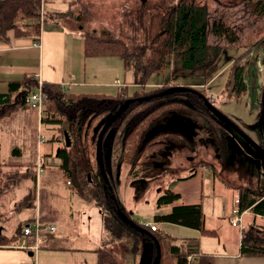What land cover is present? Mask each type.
<instances>
[{"label": "trees", "instance_id": "1", "mask_svg": "<svg viewBox=\"0 0 264 264\" xmlns=\"http://www.w3.org/2000/svg\"><path fill=\"white\" fill-rule=\"evenodd\" d=\"M42 0H0V39L7 40L10 31L15 37L31 36L40 40L41 30L46 28V21L40 20ZM160 12L148 16L145 25L146 43L135 47L120 37L104 36L84 32V53L86 57H118L127 65L133 61L134 88L121 86L115 94L106 93H73L64 89L62 84L51 81L42 82L46 94L42 122L56 126L54 141L58 144L56 153L61 159L60 172L67 178L68 185L85 201H93L100 207L103 222L112 239L131 234L135 238V251L143 252V242L156 239L162 250L160 264H213V258L199 253V239H189L186 245L175 243L177 238L160 230L147 228L143 223L133 219L138 225L148 229L142 232L132 228L118 215V207L125 210L120 200L111 197L105 178L96 159L97 142L106 119L129 98H139L157 93L170 85L147 89L154 74L163 73L170 63V74L173 77H198L205 84L213 79L219 69V59L225 50L221 44L212 43L210 35L237 42L239 36L231 27L213 19L212 10L207 4L198 0H178L167 8L160 7ZM256 10L264 16V0H257ZM63 17H75L77 21L86 19L85 12L78 13L72 9L59 11ZM264 22L257 29L263 30ZM48 28H54L49 26ZM139 29V27H138ZM264 42V36L254 44ZM246 66L237 63L233 68L234 97L242 96L248 91L245 79ZM169 84V83H164ZM121 85V84H119ZM200 92L204 90L198 89ZM39 86L34 75H26L20 80L9 82V91L0 93V119L32 108L27 103V95ZM264 88V86H263ZM133 91V92H131ZM204 94V93H203ZM206 95V94H204ZM208 97V96H207ZM209 98V97H208ZM210 99V98H209ZM211 100V99H210ZM213 101V99L211 100ZM188 111L194 116L216 123L217 137L220 142L225 135V126L218 121L206 107L202 97L192 91H183L167 96H155L143 102L135 101L118 118L110 128L115 129L111 144L110 160L106 164L113 192L117 195L120 180L117 181L118 165L138 167L134 176L149 170L156 156L177 137L175 133L158 134L144 141L146 132L169 112ZM261 114V112H260ZM109 128V129H110ZM109 129L107 133L109 132ZM106 133V134H107ZM119 149V150H118ZM122 170V168H121ZM4 188L0 187V194ZM238 207L241 212L250 209L256 215L264 216V191L249 186H238ZM181 194L163 189L157 199V206L171 205L172 211L155 215L156 222H171L199 230L203 235H216V231L206 226V216L201 203L179 204ZM43 223H49L45 220ZM16 239V238H15ZM58 240L56 233H42L39 247H49L48 242ZM16 242L0 235V244ZM30 242H34L31 238ZM107 247V245H105ZM98 250L99 264H120L112 251L107 248ZM166 251V252H165ZM241 252L246 255H264V238L255 234L252 227L243 233ZM153 254L156 249L153 247ZM191 257V258H189Z\"/></svg>", "mask_w": 264, "mask_h": 264}, {"label": "crops", "instance_id": "2", "mask_svg": "<svg viewBox=\"0 0 264 264\" xmlns=\"http://www.w3.org/2000/svg\"><path fill=\"white\" fill-rule=\"evenodd\" d=\"M75 34H78L76 40L68 41V35L73 36ZM81 38H83L82 33L74 30L68 32L57 26L48 28V30L44 27L41 30L39 41H35L33 37L28 35L15 37L14 31L11 30L7 40L0 39V93H7L9 82L20 80L26 75H34L39 82L60 83L64 89L73 93H106L112 95L121 86L134 87V71L128 73L127 70L128 77L133 73V76H130L131 80H125L124 83L121 81L122 85H119L121 83H117V81H120L118 76L120 75V65L122 67L121 62L114 56L86 57L84 40L81 41ZM28 116L32 117L33 126H36L38 131L34 160L31 159L34 154V147H30V145L20 146L18 143L19 140L26 138L31 140V136L27 137L21 131L11 134V128L7 125L0 129V187L4 188L0 194V235L8 239L14 238L16 241L9 245L0 244V264H99L98 250L105 247L111 240L129 242V247H127L128 258L133 261L136 254L134 236L127 234L122 238L112 239L104 226L103 214L98 206L100 215H96L95 221L98 229H100V236H103L100 244L92 247H67L58 237V240L48 242V248L41 247L33 250L19 246L23 239V228L28 223L33 222L36 218L54 223L50 222L49 219L53 216L59 217L63 205L69 203L67 206L72 211L73 207L70 203L86 202L71 185L68 186L70 190L68 193L60 194L51 184V180L54 179L52 172L60 171L61 163V159L56 153L58 144L54 141V135L57 133L55 125L42 122V117L38 111L33 109L21 110L16 115L4 117L0 119V123L5 120H22L24 123ZM204 136L206 135H203L202 140L205 139ZM42 137L46 142L41 141ZM212 139L213 142L208 145L213 151L209 148L203 153L214 154V160L222 163L223 168L232 171L229 183L226 184L223 181L226 187L217 182V176L214 174L210 181V187L215 197L209 198L207 201H203L202 197L185 201L182 190L178 192L176 191L177 188L173 186L167 188L181 194L179 204L201 203L206 216V226L215 230L216 235H203L195 228L171 222L153 220L152 223L164 224L163 230L158 225L157 230L177 238L175 243L178 245H186L189 239L198 238L199 253L211 256L214 260L213 264H264V255H246L241 252L242 233L251 227L257 235L262 232L264 216L256 215L248 209L243 212L240 227H234L230 222L232 210L237 206L238 186L245 185L260 192L264 191V166L254 165L255 162L251 159L241 161L235 156H229L226 149L222 148L223 143L215 136H212ZM14 140L16 141L14 142ZM50 142L54 145L53 148H51ZM46 144L49 146L47 147ZM203 144L205 143L199 142V146H203ZM201 149L203 150V147ZM189 152L191 151L186 149L180 150L177 145L173 146L166 159L164 158L165 164L171 165L175 155L190 162L197 160L199 157L197 151H195L194 157H191L193 154ZM167 162L170 163L167 164ZM199 173L202 174L198 169L189 168V172L181 175L180 178L181 180L196 179L199 177ZM31 180L33 183L29 184ZM20 200H26V203L24 207L16 210L15 206ZM171 211V205H164L158 207L154 216L167 214ZM127 214L133 218L132 212L129 213L128 211ZM17 217L16 222H12ZM81 220L83 221L81 223L87 222L83 214ZM148 223L151 222H146L144 225L150 228ZM28 241L30 242V238ZM157 243L159 244L156 239L147 242L148 249H150L146 250L147 258L154 256L153 247L156 249ZM114 255L116 257V254ZM141 257L142 254L138 257V264H140ZM116 259L119 262L117 257ZM146 263H148V259H146ZM172 264H176V260L173 259Z\"/></svg>", "mask_w": 264, "mask_h": 264}, {"label": "rangeland", "instance_id": "3", "mask_svg": "<svg viewBox=\"0 0 264 264\" xmlns=\"http://www.w3.org/2000/svg\"><path fill=\"white\" fill-rule=\"evenodd\" d=\"M177 1L178 0H42L40 20L44 19V21L47 22L46 30H48L49 26H57L68 32H73L74 30L82 34L84 32H91L98 35L120 37L135 48L143 46L146 43L145 25L148 22V16L160 12V7L167 8ZM198 1L201 4L209 5L212 10L213 19L217 22L225 23L236 31L235 33L239 36V40L231 43L219 36L210 35L209 40L212 43L223 45L225 50L222 57L219 59L220 71L207 83L197 84L201 81L198 77L171 76L170 63H168L163 73L154 74L152 76L147 89H156L165 85L196 84L195 87L204 90L203 93L211 100L213 99L212 102L223 113L234 120L242 130L246 133H250L254 137L258 134H262L264 138V126L261 123L260 114L264 86V42H259L256 45L254 44L260 36H264V26L262 31H257L262 22H264V16L256 10L257 0ZM69 8L71 10L73 9L76 14L85 12L86 19L77 21L75 17H61L58 14L59 11H66ZM77 36L78 34L73 36L68 35V41L71 39L76 40ZM82 40L83 38H81V41ZM114 58L119 60L122 64V67L120 65V75L118 76L122 85V82L124 83L125 80L130 81V76H133V73L129 77L127 74V70L128 73L129 71H134L133 61L125 65L122 59L117 57ZM237 63L246 66L245 79L248 83V91L239 98L234 97V83L232 81V71ZM132 88L134 87H130L129 91ZM117 91L118 89L116 92ZM16 114L17 112L12 115ZM6 125L11 128V134L21 131L25 133L27 137L31 136V140L26 138L25 140H19L20 142L18 143L20 146L30 145V147H34V154L33 157H31V159L34 160L36 156L35 151L38 131L36 126H33L32 117L28 116L24 123L22 120H5L0 123V129ZM202 134L204 135L203 131L201 132V135ZM171 139L177 141L178 138L172 137ZM15 141L16 140H14V142ZM50 143L52 146L51 148H53L54 145L52 142ZM46 145L47 147L49 146V144ZM210 149L213 151L212 148ZM189 153L193 154L192 152ZM198 155L199 157L194 162H187L185 158L175 155L171 162L174 168L171 167L166 173L161 174L159 177L154 175L157 172L155 168L150 170L152 174L143 177L142 172L141 175L134 176L133 173L138 171L137 166L133 168L130 165H123L120 185L117 188V199L120 200L129 213L132 212L131 216H133L135 220L146 224V222H153V216L158 210L157 199L161 191L167 187L171 188L173 186L177 188L176 191L178 192L182 190L184 195L183 199L185 201H192L200 199L201 197L203 201H207L209 198L215 197L210 187V181L213 175L216 174L217 182L223 187H226L224 182L226 184L229 183L232 171L223 168L222 163L214 160L215 157L212 153H197V156ZM254 165H257V163L255 162ZM191 167L195 168V170L198 169L203 175L199 173V177L196 179L181 180L180 176L188 173ZM52 173L54 179L51 180V184L55 186L56 192L60 194L68 193L70 190L67 178H65L60 171H53ZM32 183V180L29 181V184ZM25 203L26 200H20L15 206L16 210L20 207H24ZM67 205L69 206V203L63 205V209L60 210L62 213L59 214V217L53 216L49 219L50 222H54L58 228L56 236L59 237L67 247H92L96 246V244H100L103 236H100V229H98V225L95 221L96 215H100L97 205L93 201H81L78 204L70 203L73 207L72 211H70ZM59 206L61 207L60 204ZM82 214L87 220L86 223H81L83 222L81 220ZM17 219L18 217L13 219L12 222H16ZM157 225L162 230L165 228L164 224L157 223ZM234 227H240V225H234ZM262 229V232L258 235L264 238V227H262ZM129 244L130 243L126 241L111 240L107 243V247L105 248L116 254L120 264H138L139 253H136L137 255L135 254V259H133V261L128 258L127 247H129Z\"/></svg>", "mask_w": 264, "mask_h": 264}, {"label": "water", "instance_id": "4", "mask_svg": "<svg viewBox=\"0 0 264 264\" xmlns=\"http://www.w3.org/2000/svg\"><path fill=\"white\" fill-rule=\"evenodd\" d=\"M183 91H192L200 95L205 102L206 107L212 112V114L218 119L220 123H222L225 128L228 129L231 133H229V138L233 139L237 142V147L240 148L241 152L252 158L257 159V165L259 166L261 163H264V146L260 142L259 139H261L263 136L262 134H258L259 139H255L252 135L249 133L244 132L230 117H228L225 113H223L206 95L202 94L199 90L194 88L193 86H185V85H173L169 86L157 93H154L152 95H147L144 97L139 98H129L126 101H124L118 110L114 113H112L105 121L104 126L102 130L100 131L98 142H97V151H96V159L99 163V166L101 168L102 174L105 178L106 184L108 185V189L111 191V197L117 201L116 194L113 192V187L110 185V181L108 178V173L106 171V164L110 160V152H111V144L112 140L115 136V129L110 128L113 123L127 110L129 105L135 101L143 102L146 100H150L151 98L155 96H165L170 94H175L178 92ZM261 123L264 126V88L262 91V109H261ZM175 121L174 126H164L167 121ZM110 128L109 132L107 133L108 129ZM151 130L148 131L146 136V141L149 139L155 137L158 134H161L162 132H174V133H181L186 136L188 135H197V124L193 122L192 119L185 117L184 115H180L178 113H174L172 116H169L167 118L161 119V121H157L156 124H154L151 128ZM107 133V134H106ZM241 139H240V137ZM121 168L122 165H118V172L117 177L120 178L121 176ZM118 215L123 219L127 224L132 226L133 228L140 230L142 232H149L146 228L141 227L138 225L130 216L120 207L117 209ZM143 252L140 264H160L161 263V257H162V251L160 248V245L156 244V254L150 258H147L146 256V250L148 249L147 242L144 240L143 243ZM146 259H148V263H146Z\"/></svg>", "mask_w": 264, "mask_h": 264}, {"label": "flooded vegetation", "instance_id": "5", "mask_svg": "<svg viewBox=\"0 0 264 264\" xmlns=\"http://www.w3.org/2000/svg\"><path fill=\"white\" fill-rule=\"evenodd\" d=\"M194 87V86H193ZM176 94V93H175ZM174 113H178L180 115H184L185 117H188L190 119L193 120V122H195L197 124V135H184V134H181V133H175L178 135V139L177 141H175L174 139H172L171 141H169V143L165 146V148L158 154V156H156L155 158H153L151 164H150V167H149V170L145 171V172H142L143 174V177H146L152 173H150V170L152 168H155L157 169V172L154 174L156 175L157 177L161 176V174L163 173H166V171H168L171 167L174 168L173 163H171V165H166L165 164V159L166 157L168 156V153L170 152V149L174 146L177 145V147L181 149H186L187 151H191L193 153V156L191 157H194L195 156V151H197V153H200L202 154L204 151H208V149L210 148L209 147V143L213 142V139H212V136L217 137V132H216V124L212 123L211 121L207 120V121H202V120H206V119H199V116H194L192 115L190 112L188 111H175V112H169L167 115L163 116L161 119L163 120V118H167L169 116H172ZM161 119H159L161 121ZM158 120V121H159ZM234 121V120H233ZM156 124V123H155ZM166 125L164 126H174L175 124V121H167L166 123H164ZM224 126V125H223ZM239 126V125H238ZM240 127V126H239ZM241 128V127H240ZM110 130V129H109ZM151 129H149L148 131H150ZM225 130V135H224V139L222 141L223 143V146L222 148L226 149V153L229 155V156H232V157H237L239 160L241 161H245L247 159H251L252 161L256 162L257 163V159L256 158H252V157H248L246 155H244L240 148L237 147V142L233 139H230L229 138V133H231L230 131H228V129H224ZM148 131L146 132L145 134V138H144V141H146V136H147V133ZM204 132V140L203 139V134L201 135V132ZM244 131V130H243ZM229 132V133H228ZM245 132V131H244ZM168 133H172V132H162L161 134H164V135H167ZM174 133V132H173ZM250 134V133H249ZM251 135V134H250ZM240 137V136H239ZM254 137V136H253ZM255 139H259L258 135H256L254 137ZM199 139V140H198ZM241 139V137H240ZM260 142L262 143V145L264 146V138L262 137L261 139H259ZM204 142L205 144H203V146H199V142ZM225 146V147H224ZM200 147V148H199ZM201 147H203V150L201 149ZM223 149V150H224ZM225 151V150H224ZM161 158V159H160ZM165 158V159H164ZM189 157L187 156V159ZM164 159V160H163ZM189 161V160H187ZM195 160H193L194 162ZM190 162V161H189ZM170 163V162H167V164ZM259 166H264V163H261ZM190 169H193V167H191ZM122 171V170H121ZM111 171L108 172V178L109 176H111ZM120 178L117 177V181H119ZM110 181V180H109ZM110 185L112 186V184L110 183ZM108 187V185H107ZM113 187V186H112Z\"/></svg>", "mask_w": 264, "mask_h": 264}, {"label": "built area", "instance_id": "6", "mask_svg": "<svg viewBox=\"0 0 264 264\" xmlns=\"http://www.w3.org/2000/svg\"><path fill=\"white\" fill-rule=\"evenodd\" d=\"M120 81H117L119 83ZM46 94L42 90V82H39V86L31 91L27 95V103L34 109H36L39 113V115H43V109L45 104ZM42 117V116H41ZM41 141H45L44 138H41ZM70 183V182H69ZM68 183V184H69ZM242 217L243 212L240 211L238 207V200H237V206L233 208L232 215L230 217L231 224L234 225H242ZM149 227H151L152 230H157V224L156 223H148ZM58 230L56 224L54 223H43L39 218H36L33 222L28 223L23 228V239L20 242L21 247L24 248H30V249H38L39 247V241L42 233L50 232V233H56ZM29 238H33L34 242H29ZM191 258V257H190Z\"/></svg>", "mask_w": 264, "mask_h": 264}]
</instances>
